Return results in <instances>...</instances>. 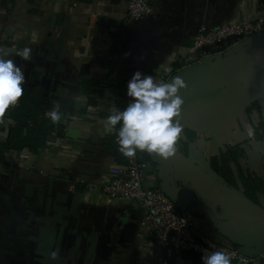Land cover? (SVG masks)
Here are the masks:
<instances>
[{"label":"crops","instance_id":"0c3cea01","mask_svg":"<svg viewBox=\"0 0 264 264\" xmlns=\"http://www.w3.org/2000/svg\"><path fill=\"white\" fill-rule=\"evenodd\" d=\"M262 1L155 0V17L124 25L127 0H0V50L23 68L25 82L40 95L46 93L40 82L50 64L49 77L58 80V87L49 94V112L72 103V111L67 109L60 119L63 136L27 157L7 152L0 163V264H163L158 248L141 238L137 211L109 203L102 193L108 169L117 161L105 144L113 135L107 117L118 107L120 86H127L134 72L155 75L164 59L172 61V43H191L201 23L245 19L250 10L259 11ZM244 42L175 71L172 78L181 77L200 98L206 96L209 101L202 105L228 100L219 97L224 93L233 99L239 91L242 95L264 55V31ZM24 47L32 49L30 60L16 55ZM113 51L119 58L112 61ZM116 66L121 81L114 74ZM257 101L260 109L254 113L263 110L264 94ZM250 118L254 125L259 117L256 113ZM12 126L13 120L0 117V142L7 140ZM260 133L262 138L241 144L247 154L240 167L264 181V129ZM234 140L227 143L234 145L244 135ZM201 142L188 141L183 129L177 150L187 157L194 144V161L204 172ZM203 146L207 151L215 147L219 154L222 139L214 137ZM150 156L148 177L153 185L192 208L208 236L232 244L248 264H264V224L233 212L223 217L166 159ZM232 167L242 189L238 169ZM231 218L240 221H228ZM169 264L201 263L181 254Z\"/></svg>","mask_w":264,"mask_h":264},{"label":"built area","instance_id":"2783aa9c","mask_svg":"<svg viewBox=\"0 0 264 264\" xmlns=\"http://www.w3.org/2000/svg\"><path fill=\"white\" fill-rule=\"evenodd\" d=\"M258 6L259 11L250 10L245 19L224 22L220 25L201 23L191 43L188 45L172 43L175 54L172 61L164 59L160 63L157 73L152 76L157 81H170L175 71H181L194 63L206 61L212 55L210 48L217 49L220 42L233 37L237 38V41H242L263 32L264 2H260ZM156 15L155 0H127L123 24L127 25L134 21L141 24ZM234 44L233 41L225 49ZM109 58L113 61L118 59L119 55L113 51ZM114 74L119 81L123 79L121 70L117 66L114 69ZM119 98L128 105L131 98L127 96V86H120ZM53 110L57 109L53 108ZM116 110H119L117 106ZM250 131V137L246 139L251 138L255 142V134H252L254 128ZM114 133L115 130L112 134ZM117 139L116 134L115 140L117 141ZM244 141L245 139L235 144H243ZM228 146L231 145L225 144L223 150H226ZM216 155L218 154L213 156ZM27 156L26 153L22 154V157ZM123 157L125 158L123 163L114 161L109 167L108 179L102 185V193L109 203L123 207V209L137 211L141 238L158 248L159 257H157L160 261L163 260V264L171 263L174 256L181 255L183 252L198 253L202 257V255H208L217 250L230 255L235 264H248L249 259L232 244H220L203 232L192 208L184 207L177 200L171 198L163 187L150 182L148 161L141 159L137 153L132 158L124 155ZM185 160L188 159L185 158ZM202 201L200 202L202 203ZM211 204L217 208L216 205ZM260 205L264 207V198ZM225 213L222 211L223 217H225ZM151 249H153L152 246Z\"/></svg>","mask_w":264,"mask_h":264},{"label":"clouds","instance_id":"9594fccd","mask_svg":"<svg viewBox=\"0 0 264 264\" xmlns=\"http://www.w3.org/2000/svg\"><path fill=\"white\" fill-rule=\"evenodd\" d=\"M31 53L30 47H24L16 55L27 61ZM9 55L0 50V115L24 94V70L13 59L6 58ZM186 87L179 76L170 81H157L152 75L140 71L133 73L127 83L130 102L122 111L116 110L107 117L109 131L120 125L117 143L125 157H135L140 151L167 159L177 152L183 131L179 117L184 103L179 93ZM46 115L53 123L61 119L58 110ZM201 260L202 264H232V257L219 250L202 255Z\"/></svg>","mask_w":264,"mask_h":264},{"label":"trees","instance_id":"16d2710c","mask_svg":"<svg viewBox=\"0 0 264 264\" xmlns=\"http://www.w3.org/2000/svg\"><path fill=\"white\" fill-rule=\"evenodd\" d=\"M88 1V0H84ZM264 1V0H263ZM114 45H117L118 39L113 36ZM24 94L17 102L15 107H10L0 117H7L13 120V126L10 129L8 138L5 142H0V163L5 160L7 152L38 153L46 147L48 142L58 136L64 135V125L60 120L53 123L51 119L44 114L48 113L52 106L47 104V98L36 93L30 85L24 82ZM127 107L124 100L118 102V109L122 111ZM260 109L258 102H254L248 111ZM72 111V103H62L58 112L61 119L66 115V110ZM119 124L116 126L115 133L105 142L110 156H113L118 162L123 163L125 158L119 150V145L115 140ZM264 129V123L256 125L254 128L255 136L262 138L260 130ZM188 141L195 138V133L186 131ZM187 146V143L184 147ZM138 156L146 161L151 159L147 152L137 151ZM246 149L241 144L228 146L226 150H220L219 154L211 157L210 169L230 188L241 190L236 179L233 167L238 169V179L242 186L243 196L253 204L260 205L264 196V181L250 172H244L240 167V160L246 157ZM185 257H190L195 262L202 264L201 255L193 252H183ZM235 264V261H232Z\"/></svg>","mask_w":264,"mask_h":264},{"label":"water","instance_id":"95a60500","mask_svg":"<svg viewBox=\"0 0 264 264\" xmlns=\"http://www.w3.org/2000/svg\"><path fill=\"white\" fill-rule=\"evenodd\" d=\"M244 40L237 41V38L233 37L232 39L220 42L217 49L210 48V52L211 54H214L217 51H221L228 45H231L233 41L235 44L244 45ZM49 73L50 64L46 63V71L41 79L40 86L46 91L43 96L47 98V104H51V98L49 99V94L55 93L58 87V80H53L52 77H49ZM173 78H171V80ZM263 83L264 55L258 62V65L256 66L255 71L241 97L237 102H235L229 113L220 119L211 121L194 120L186 112V107L192 105L193 103L209 101L206 100V96L200 98L197 92H195L194 88L189 87L186 83L187 87L185 89H181L179 93L184 101L181 115L179 117V121L183 126V129L195 134H212L224 130L226 127L230 126L232 123L246 114L252 104L264 94H260ZM166 160L174 167L180 177L187 181L205 201L213 203L224 212H233L242 215L253 222L264 224L263 206L253 204L245 197L240 198L234 194H228L227 192L222 191L221 189H218L217 187L208 183V181H206L201 175H199L194 169H192V167L188 165L185 157L182 156L178 150L172 157L167 158Z\"/></svg>","mask_w":264,"mask_h":264},{"label":"bare ground","instance_id":"6f19581e","mask_svg":"<svg viewBox=\"0 0 264 264\" xmlns=\"http://www.w3.org/2000/svg\"><path fill=\"white\" fill-rule=\"evenodd\" d=\"M263 87H264V83H263V86L261 88V91H262ZM260 94H263V93H260ZM240 95H241V91L238 92V95H236L237 97L235 96L234 99L225 95L224 97L229 98L228 100H226V101L222 100L223 102L216 103L213 105H208V104L206 105V106H211V110H217L218 109L215 112L210 111L209 113L204 114V111H205L204 109H206L207 112H208V109L203 108V105H202L203 102H197V103H194L192 105H189L186 107L185 110L188 113V115L191 118H193L194 120H203V121L217 120V119H220L221 117H223L229 113V111L232 109L235 102L240 98ZM232 101H234V104H232ZM225 104L227 107H224ZM243 117L244 116H242L241 119H243ZM241 122H242V127L237 126L236 124H234L232 126H228L224 130L221 131V133L223 135H220L217 133L214 135V137H216V138L218 137V138L222 139V146H224L225 144H228L227 141L230 137H228L227 135L232 136V138H234V136H240V135H244V139L249 138L250 134H251L250 127L248 126L249 122L247 120H245V122L241 120ZM232 138H230V139H232ZM217 152H218V150L215 147L210 148L207 151V153H208L207 155L213 156V155L217 154ZM186 162L199 175L203 174V178L206 181H208V183L212 184L213 186L220 187L223 190H226V188L228 187L213 173V171L210 169L207 161L205 162L206 171L209 169V171L211 173V174H208V176H206L207 174H205L206 171L203 172L200 169L199 163H198V166H194L193 161L187 160Z\"/></svg>","mask_w":264,"mask_h":264},{"label":"rangeland","instance_id":"374dc122","mask_svg":"<svg viewBox=\"0 0 264 264\" xmlns=\"http://www.w3.org/2000/svg\"><path fill=\"white\" fill-rule=\"evenodd\" d=\"M224 95H227V96H230L228 93H224ZM219 97H224L223 95L222 96H219ZM258 102V101H257ZM259 103V102H258ZM232 104H234V101H232ZM260 104V103H259ZM200 106V105H199ZM224 107H227L226 106V104L224 105ZM203 108H207L208 109V112H207V110L206 109H204L205 111H204V114H207V113H209L210 111H212V112H215V111H217V110H211V106H206V105H204L203 104ZM255 110H258V109H253L252 111H248L246 114H244V117H243V121L245 122V120H247L249 123H248V126L250 127V129H253V128H256V126L255 125H259V124H261V123H264V108H263V110L262 111H256V113L258 114V119L255 121V124L253 125V123H252V119L250 118V116L251 115H253V116H255V114L256 113H254V111ZM247 123V122H246ZM234 124H236L237 126H240V127H242V122H241V118L240 119H238L237 121H235L234 123H232L230 126H232V125H234ZM243 129V128H242ZM216 133V132H215ZM218 134H220V135H223L222 133H221V131H219V132H217ZM252 134L254 135L255 133L254 132H252ZM209 136H203V138L201 137V136H195V144H196V142L197 143H199V141L201 140L202 142H201V147H202V151H203V156H204V159H206V161L208 162V165L210 164V158H211V156H208L207 155V150H205L206 149V146H203V143H209V142H211L212 141V138L214 137V133H212V134H208ZM228 137H230V138H232V136H230V135H227ZM211 137V138H210ZM232 140L233 141H236V140H234V138H232ZM249 141H251V138L249 139ZM234 143V142H233ZM194 144H192L191 145V147L189 146V148L187 149V151L189 152V155L187 156V157H185L186 159H188V160H190V161H193V165L194 166H198V163L197 162H195V161H197V156H196V154L195 155H192V151H193V149H194V146H193ZM190 150V151H189ZM194 154V153H193ZM213 157V156H212ZM195 160V161H194ZM209 167H210V165H209ZM205 174H207L206 176H208V174H211L210 173V171H209V169L205 172ZM215 174V173H214ZM202 177H203V174H200ZM213 175V174H212ZM216 175V174H215ZM217 176V175H216ZM219 179H220V177L219 176H217ZM221 180V179H220ZM222 181V180H221ZM220 181V182H221ZM223 182V181H222ZM226 185V184H225ZM218 189H221L220 187H217ZM222 191H225V192H227L228 194H234L235 196H238V197H243V193H242V190H237V189H233L232 187L230 188L229 186L226 188V190H223V189H221ZM262 206V205H261ZM239 218V217H238ZM233 221H240V219H237V220H235V218H231ZM228 221H230L229 219H228Z\"/></svg>","mask_w":264,"mask_h":264}]
</instances>
